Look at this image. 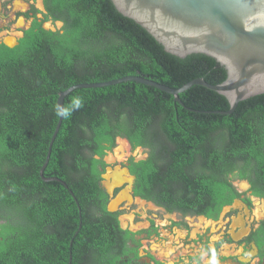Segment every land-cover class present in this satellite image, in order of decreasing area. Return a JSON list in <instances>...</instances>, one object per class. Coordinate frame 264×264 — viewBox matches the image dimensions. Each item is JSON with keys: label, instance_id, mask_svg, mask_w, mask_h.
I'll return each instance as SVG.
<instances>
[{"label": "trees", "instance_id": "trees-1", "mask_svg": "<svg viewBox=\"0 0 264 264\" xmlns=\"http://www.w3.org/2000/svg\"><path fill=\"white\" fill-rule=\"evenodd\" d=\"M44 19L33 22L12 48L0 44V264H126L129 253L114 215L98 200L100 158L117 136L148 156L130 159L134 195L167 211L212 217L235 195L231 180L245 179L264 199V93L238 102L193 84L171 94L134 80L68 92L83 107L56 125L59 91L76 83L138 75L170 87L202 77L221 82L213 58L166 52L110 0H43ZM79 206V208H78ZM264 227V220L262 221ZM136 256V250L134 255ZM70 257V262H69Z\"/></svg>", "mask_w": 264, "mask_h": 264}, {"label": "flooded vegetation", "instance_id": "flooded-vegetation-1", "mask_svg": "<svg viewBox=\"0 0 264 264\" xmlns=\"http://www.w3.org/2000/svg\"><path fill=\"white\" fill-rule=\"evenodd\" d=\"M24 1L25 9L12 10V6H8L9 1L0 0V32L6 30L5 33L0 34V44L6 47L16 46L24 32L32 27L34 21L40 23L44 29L52 30L45 27L44 23L49 22L56 26L57 21H52L50 18L44 19L46 11L43 0H41L42 10L34 5V0ZM11 27H14L13 31H7ZM54 28L52 31L59 27ZM119 137L115 138V145ZM120 138L126 141L131 151L138 148L145 155L142 158H136V155L130 153L120 162L111 161L112 148L105 150L101 157L96 156L103 162L102 165L97 164L100 172L98 186L105 194V198L98 200L97 205L99 207L104 204L105 210L109 213L106 217L114 215L116 218L120 231L113 233L114 244L119 238H124L129 249V253L119 255V262L122 260L126 264H264V227H262L264 199L252 194L247 180L237 178L231 180L235 195L230 201L223 203L212 217L182 213L177 210L169 212L151 200L134 195L136 178L130 172V159L136 162L146 158L149 148L142 146L132 148L126 138ZM108 157L110 159H107ZM116 167L122 172L115 171ZM123 169L127 172H123ZM116 178L117 180L114 181L113 179ZM233 181H245L247 185L237 187ZM118 197L121 198L120 201L112 210H109L111 201ZM136 200L150 203L156 209L168 214L166 223H156L153 217H147L143 220L144 224L135 226L138 221H135V218L139 217L138 210L131 213V219L122 220L121 216L135 205ZM194 219H203L204 226L202 224L198 227L194 224L190 228L189 220ZM135 250L136 256H133Z\"/></svg>", "mask_w": 264, "mask_h": 264}, {"label": "water", "instance_id": "water-1", "mask_svg": "<svg viewBox=\"0 0 264 264\" xmlns=\"http://www.w3.org/2000/svg\"><path fill=\"white\" fill-rule=\"evenodd\" d=\"M110 1L119 13L144 28L166 52L180 58L193 53L209 56L225 69V78L212 84L198 77L176 88L138 75L76 83L58 92L56 106L63 107L64 96L75 88L100 87L127 80L154 86L180 103V92L193 84L204 86L227 100L228 109L217 111L221 114L231 113L241 100L264 93V0ZM56 25L60 27L61 22ZM61 119L58 116L39 175L44 181L56 180L65 184L57 177L42 174ZM120 199L112 200L108 209L112 210Z\"/></svg>", "mask_w": 264, "mask_h": 264}, {"label": "rangeland", "instance_id": "rangeland-1", "mask_svg": "<svg viewBox=\"0 0 264 264\" xmlns=\"http://www.w3.org/2000/svg\"><path fill=\"white\" fill-rule=\"evenodd\" d=\"M6 1H9L8 2V6L11 7L12 6V10H22V9H25V1L24 0H6ZM34 5L36 7H38L39 9H43L42 7V4H41V0H34ZM25 6V7H24ZM9 7L7 9H9ZM11 15H12V12H10ZM44 26L45 27H58V25L56 26H53L51 25L49 22L48 23H44ZM14 28V27H13ZM13 28H9L7 29V31L9 32H12L13 31ZM6 30H3L2 32H0V34L2 33H5ZM111 153L113 154V157L111 159L112 160H117L118 162L122 161L123 158H125L126 156L130 155V153L136 155V158H142L144 157L145 153H143L140 149H135L134 151H131L126 143V141L123 139V138H117L116 140V145L115 147H113ZM107 159H110V157H108ZM115 171H120L119 168L116 167ZM122 172V171H120ZM124 172V170H123ZM235 186H245L247 185L245 183V181H233ZM261 205H262V202H261ZM260 205V207H262ZM134 210H138L139 211V217L135 218V221L138 220L136 223H135V226H138L140 224H144L145 220L147 217H153L156 221V223H160V224H163L165 222V220L167 219V217L169 216L168 214H165L163 211H161L160 209H156L154 206L150 205V203H144V201H141V200H136V203L135 205H133V207H131L129 209L128 212H126L125 215L121 216V219L124 220V218H132V212ZM254 212L256 213L257 212V206L254 207ZM131 221V220H130ZM166 223V222H165ZM189 227L192 228L195 225H197L198 227L200 225L203 224L204 226V223H203V219L201 220H189ZM206 224V223H205ZM140 253H142L140 251Z\"/></svg>", "mask_w": 264, "mask_h": 264}, {"label": "clouds", "instance_id": "clouds-1", "mask_svg": "<svg viewBox=\"0 0 264 264\" xmlns=\"http://www.w3.org/2000/svg\"><path fill=\"white\" fill-rule=\"evenodd\" d=\"M84 101L81 97H74L70 102L69 107H62L61 105L56 106V115L62 118H69L72 112L79 110L83 107Z\"/></svg>", "mask_w": 264, "mask_h": 264}, {"label": "bare ground", "instance_id": "bare-ground-1", "mask_svg": "<svg viewBox=\"0 0 264 264\" xmlns=\"http://www.w3.org/2000/svg\"><path fill=\"white\" fill-rule=\"evenodd\" d=\"M109 175V174H108ZM110 179V178H109ZM114 181H116L117 180V178L116 179H113ZM127 189H128V187H127ZM123 194V193H122ZM121 197V196H120Z\"/></svg>", "mask_w": 264, "mask_h": 264}]
</instances>
